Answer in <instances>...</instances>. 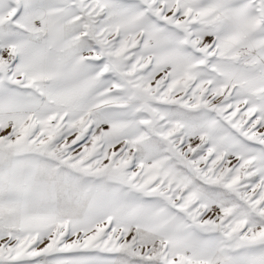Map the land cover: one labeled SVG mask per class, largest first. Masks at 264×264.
<instances>
[{"label": "snow or ice", "instance_id": "6c2138e0", "mask_svg": "<svg viewBox=\"0 0 264 264\" xmlns=\"http://www.w3.org/2000/svg\"><path fill=\"white\" fill-rule=\"evenodd\" d=\"M0 264H264V0H0Z\"/></svg>", "mask_w": 264, "mask_h": 264}]
</instances>
